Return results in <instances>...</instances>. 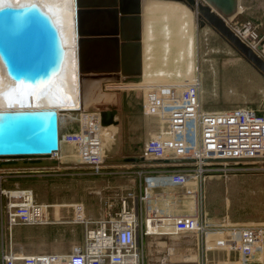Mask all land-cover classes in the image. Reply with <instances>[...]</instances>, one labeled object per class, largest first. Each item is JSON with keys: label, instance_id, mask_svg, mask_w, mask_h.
<instances>
[{"label": "rangeland", "instance_id": "rangeland-1", "mask_svg": "<svg viewBox=\"0 0 264 264\" xmlns=\"http://www.w3.org/2000/svg\"><path fill=\"white\" fill-rule=\"evenodd\" d=\"M252 4L254 8L250 11L249 17L244 16L241 20L250 21L262 37L264 14L261 6L264 5V0L252 1ZM145 9L142 7L141 10L143 28L141 73L127 75L116 82L105 81L103 87L101 78H87L85 81V84L90 81L86 85L85 100L88 109L117 108L118 123L109 127L111 135L105 138L103 159L131 154L150 158L144 154L143 144L150 136L159 133L161 120L157 116L142 112L146 83L180 81L198 75L202 83L200 94L203 109L251 106L264 110V76L211 27L198 26L195 12L179 0L151 1L150 5L146 4ZM5 105L9 106L8 103ZM76 157L74 144H71L67 155L58 159L73 162L75 165L53 167L54 169L50 171H45L43 169L45 167H37V174L29 179L19 180L16 184L18 187L23 185L33 188L35 199L38 201L82 200L89 202L92 209L101 204L103 206L101 216L110 215L118 210L121 198L125 196L127 205L136 207L139 213L141 210L144 212V209L160 214H165L169 210L175 214L192 213L195 210L191 208L194 205L186 196L191 190L187 188V183L178 181L177 184L171 179H166L167 174L149 172L152 168H162L160 167L164 166L162 164H106L103 160L100 168L95 170L89 165L77 162ZM15 170L20 174L22 172L18 171L21 168L14 167L0 169L1 188H15L13 180L14 177H18L13 175ZM227 171L225 174H214L204 178L201 199L205 215L207 217L217 215L220 219L225 218L227 222L264 221V165L248 162L238 165L237 169ZM146 172L152 174L143 180L142 174ZM143 181L157 185L155 190L160 192L156 193L152 189L145 203L138 201ZM166 189H169L170 193H167ZM5 199L0 193L1 247H8L10 244L13 249L24 252L40 250L66 252L72 244L81 239L82 226L71 221L70 204L63 206L51 204L55 206L49 208V221L46 223L17 224L9 228L3 207ZM163 205L170 207L162 208ZM85 214L88 217L87 207ZM54 216L59 220H65V232L60 237L53 235V224H57L52 222ZM197 241L198 237L193 232L147 236L144 238L143 247L145 258L155 260L167 255L168 252L171 253V257L177 255L172 257L176 260L185 254H195L196 258ZM208 255L233 257L236 256V252L212 249L208 250ZM190 257L193 260L192 256Z\"/></svg>", "mask_w": 264, "mask_h": 264}, {"label": "built area", "instance_id": "built-area-1", "mask_svg": "<svg viewBox=\"0 0 264 264\" xmlns=\"http://www.w3.org/2000/svg\"><path fill=\"white\" fill-rule=\"evenodd\" d=\"M232 27L256 48L261 36L250 21ZM201 85L198 75L180 81L146 83L142 99V112L161 120L159 133L144 141V154L150 158H193L161 162L162 168L149 171L167 174L166 179L177 184L187 183L191 190L186 196L195 209L192 213L175 214L169 209L165 214L145 209L139 213L136 207L127 205L125 196L112 214L89 218L84 203L74 201L70 204L71 221L83 225L81 243L72 244L66 252H24L9 244L0 249V264H264V221L238 223L223 218L210 222L201 199L206 176L228 173L242 163L264 165V110L251 106L203 109ZM75 113L77 129L61 132L59 128V146L52 155L58 153L63 143L74 144L77 162L98 170L103 163L105 138L111 132L104 130L98 108L79 107ZM149 174L152 173H143V180ZM152 189L160 193L155 190L157 185L141 182L138 201L145 203ZM166 191L170 193L169 189ZM0 193L6 198L3 207L9 228L49 221L51 203L37 201L31 187H0ZM181 232L197 235L195 259L176 260L169 252L155 260L145 258L144 238ZM212 249L235 250L236 256H210L208 250Z\"/></svg>", "mask_w": 264, "mask_h": 264}, {"label": "water", "instance_id": "water-1", "mask_svg": "<svg viewBox=\"0 0 264 264\" xmlns=\"http://www.w3.org/2000/svg\"><path fill=\"white\" fill-rule=\"evenodd\" d=\"M179 1L196 13L198 26L211 27L264 76V34L253 48L230 23L240 0ZM142 5L143 0H73L66 43L61 12L49 0H0V66L13 89L24 86L16 94L29 100L26 106L0 108V169L75 165L52 155L59 146V110L84 107L87 78H101L103 87L105 81L141 73ZM74 65L80 98L77 108L33 104L60 99L67 67ZM68 84H72L70 79ZM98 109L102 125L118 123L116 107ZM112 158L117 159L104 163L193 161L132 154Z\"/></svg>", "mask_w": 264, "mask_h": 264}, {"label": "bare ground", "instance_id": "bare-ground-1", "mask_svg": "<svg viewBox=\"0 0 264 264\" xmlns=\"http://www.w3.org/2000/svg\"><path fill=\"white\" fill-rule=\"evenodd\" d=\"M12 1L17 2L20 0H12ZM172 1H174V0H172ZM49 2L55 6L58 13L61 12V17H62V22H63V33L65 34L64 41L66 43H69L70 40L68 39V37H69L68 36V30H69V35H70V27H71V23H72L69 14H70V12L73 11V9H72L73 0H49ZM240 9H241V6L237 5L235 12L239 11ZM142 34H143V28H142ZM70 49L72 50L73 48H70ZM67 69L68 70H66V71L68 74V78H65V81H67V84H65V86L61 90L62 92H60V95H62L61 98L60 99L35 100V101H33V104H36V105H48V104H50V105H57L58 107H63V108H77L78 107L80 98H79V93H78L79 91H78V84H77L76 66L74 65L70 69H69V67H67ZM69 79L72 81V84H68ZM88 82H90V81L86 82L84 92H83L84 93L83 94L84 95V107H86V105L88 104L87 101L85 100L87 98L86 85ZM12 90H13L12 80L9 79L6 76V74L3 73L2 68L0 66V91H3L5 93V95L0 96V108L8 107L5 105L6 103H8L9 106H13V107L26 106L29 104L28 99H25V98L19 96L18 94H16V92H14ZM64 96H66V98ZM110 125L111 124L104 125V130H109ZM113 159H117V158L105 157V159H103V160L109 161V160H113ZM178 256H180V255H178ZM190 256H192L193 259L195 258V254L194 255L193 254L192 255H190V254L186 255L185 254V255H183V257H181V258L178 257V258H180V259H191ZM172 257H177V255H172Z\"/></svg>", "mask_w": 264, "mask_h": 264}, {"label": "crops", "instance_id": "crops-1", "mask_svg": "<svg viewBox=\"0 0 264 264\" xmlns=\"http://www.w3.org/2000/svg\"><path fill=\"white\" fill-rule=\"evenodd\" d=\"M151 1H162V0H143L142 7L145 9L146 4L150 5ZM164 1H166V0H164ZM167 1H172V0H167ZM252 1H257L258 2V0H240L241 9L239 11H237L234 16H232V18L230 20V23L232 25L241 24L243 22L241 20V18H243L244 16L249 17L250 11L254 8V5H253L254 3L252 4ZM261 10L263 11V14H264V5L261 6ZM142 53H143V44H142ZM124 77L125 76H122L121 78H124ZM108 83H110V82H108ZM75 114H76L75 111H70L68 109H62L61 108L59 110V128H60L61 132H69V131L77 129L78 122H77V120H75L73 118ZM68 150H69V145L67 143H63L62 147L58 151V153L53 154V156L57 157V158H61V157H63V155L65 156L67 154ZM56 167H58V166H56ZM36 169H38V168L37 167H35V168H21V170H18V171H22L21 174L17 173L16 170H15L13 175L18 176V177H14L15 180H13V184H14L13 187H18V184H16V183H18L19 180L29 179L32 176H34L35 174H37ZM43 169L45 171H50V169H54V168L53 167H45ZM210 176H212V175H209V177ZM19 187H21V185H19ZM22 187H30V186H23L22 185ZM75 201H77V200H75ZM80 201H82V200H80ZM72 202H74V201H70V200L49 201V203L55 204L57 206L68 205V204H71ZM83 202L86 203L87 214H88L89 218H98L99 216L102 215L103 206H101V204L97 205V207H95V209L94 208L92 209L91 205H89V202H87V201L86 202L83 201ZM55 205H51V206H55ZM86 207H85V209H86ZM53 219L54 220H52V222L57 223V224H53V227H54V228H52V230L54 231L53 235L57 236V237H60V236L63 235V232H65L64 231L65 230V226H66L64 224L65 220H59V218H56L55 216H54ZM207 219L210 222H217V221L221 220L219 218V216H217V215H209L207 217ZM81 226H82V236H81V239L77 243H81L82 240H83V225L81 224ZM0 249H1V246H0ZM55 251L62 252V251H59V250H55Z\"/></svg>", "mask_w": 264, "mask_h": 264}, {"label": "snow or ice", "instance_id": "snow-or-ice-1", "mask_svg": "<svg viewBox=\"0 0 264 264\" xmlns=\"http://www.w3.org/2000/svg\"><path fill=\"white\" fill-rule=\"evenodd\" d=\"M24 88L23 85H17L15 89H13L12 91L19 93L22 89ZM5 95V93L3 91H0V96Z\"/></svg>", "mask_w": 264, "mask_h": 264}]
</instances>
